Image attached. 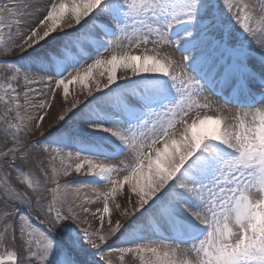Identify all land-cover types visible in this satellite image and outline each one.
Wrapping results in <instances>:
<instances>
[{
    "label": "snow or ice",
    "instance_id": "obj_1",
    "mask_svg": "<svg viewBox=\"0 0 264 264\" xmlns=\"http://www.w3.org/2000/svg\"><path fill=\"white\" fill-rule=\"evenodd\" d=\"M0 264H264V0H0Z\"/></svg>",
    "mask_w": 264,
    "mask_h": 264
},
{
    "label": "rangeland",
    "instance_id": "obj_2",
    "mask_svg": "<svg viewBox=\"0 0 264 264\" xmlns=\"http://www.w3.org/2000/svg\"><path fill=\"white\" fill-rule=\"evenodd\" d=\"M164 54H171V55H174L176 59H179L180 58V53L178 52H173L172 49H169V48H165L162 50L161 52V55H164ZM13 57H5V59H12ZM123 69H118V72H117V76L119 78L120 74L122 73ZM81 93V86L80 85H72L70 86V96H69V101L74 97V96H80L81 99H86V97L80 95ZM65 107H67L68 105L65 104L64 105ZM226 108V111L224 113V115H227L228 112L227 110H231V111H236L237 109L235 108H232L231 105H226L225 106ZM59 110V105H57L56 107H54L52 110H51V114L48 118H46L45 122H44V127L47 128L51 123H52V118L55 117L56 115V112ZM41 135L40 132H37L35 135L31 136L30 139L31 140H35L37 139L39 136ZM72 177H69V179H71ZM61 183H63V180H61ZM97 205H92L93 208H95ZM89 219V221L93 224V226H96L98 224V220L94 219L93 217L91 216H88L87 217ZM114 220L115 219H118L120 218L119 217V214L116 213L114 210H113V217H112Z\"/></svg>",
    "mask_w": 264,
    "mask_h": 264
}]
</instances>
